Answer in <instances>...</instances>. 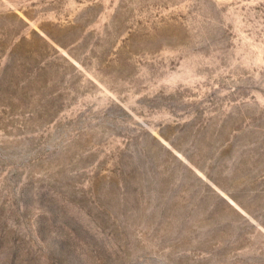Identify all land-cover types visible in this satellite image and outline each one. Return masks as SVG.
<instances>
[{
  "label": "rangeland",
  "instance_id": "obj_1",
  "mask_svg": "<svg viewBox=\"0 0 264 264\" xmlns=\"http://www.w3.org/2000/svg\"><path fill=\"white\" fill-rule=\"evenodd\" d=\"M0 264H264V0H0Z\"/></svg>",
  "mask_w": 264,
  "mask_h": 264
},
{
  "label": "water",
  "instance_id": "obj_2",
  "mask_svg": "<svg viewBox=\"0 0 264 264\" xmlns=\"http://www.w3.org/2000/svg\"><path fill=\"white\" fill-rule=\"evenodd\" d=\"M162 141H163V143H165L168 147H171L167 142H164V140L159 136V135H157ZM177 155H179L180 156V154H178L177 153ZM181 157V156H180Z\"/></svg>",
  "mask_w": 264,
  "mask_h": 264
},
{
  "label": "bare ground",
  "instance_id": "obj_3",
  "mask_svg": "<svg viewBox=\"0 0 264 264\" xmlns=\"http://www.w3.org/2000/svg\"><path fill=\"white\" fill-rule=\"evenodd\" d=\"M155 134H156V132H155ZM164 142H167L166 140H164ZM168 143V142H167ZM169 144V143H168ZM170 145V144H169ZM179 153V152H178ZM180 154V153H179ZM181 155V154H180ZM182 156V155H181Z\"/></svg>",
  "mask_w": 264,
  "mask_h": 264
}]
</instances>
